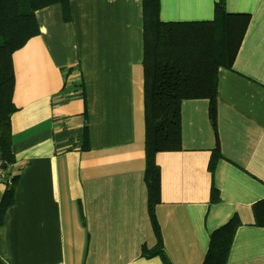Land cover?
I'll return each instance as SVG.
<instances>
[{
  "label": "crops",
  "instance_id": "obj_1",
  "mask_svg": "<svg viewBox=\"0 0 264 264\" xmlns=\"http://www.w3.org/2000/svg\"><path fill=\"white\" fill-rule=\"evenodd\" d=\"M218 0H160L166 23L212 21ZM250 15L216 98L182 103V149L160 151L158 249L145 180L143 0H70L36 12L39 34L13 54L17 180L0 220V264H200L231 221L226 264H264V0ZM88 134L85 138V131ZM0 182L1 198L12 186Z\"/></svg>",
  "mask_w": 264,
  "mask_h": 264
},
{
  "label": "trees",
  "instance_id": "obj_2",
  "mask_svg": "<svg viewBox=\"0 0 264 264\" xmlns=\"http://www.w3.org/2000/svg\"><path fill=\"white\" fill-rule=\"evenodd\" d=\"M61 4L66 21L71 19L70 0H0V152L5 167L15 162L12 151V115L17 110L13 95L16 84L13 54L30 38L39 34L36 12ZM144 7V106H145V180L149 212L163 244L155 208L160 203V167L156 154L182 149V103L191 99H210L217 138L210 161L214 171L221 157L217 129L216 98L221 67L232 68L250 15L230 14L226 0L215 3L212 21L166 23L160 20V0H143ZM87 130L84 137H87ZM17 177H13L15 183ZM15 185L7 187L0 204V220L12 204ZM256 223L264 226V200L254 206ZM235 232V221L216 230L209 250L200 264H226Z\"/></svg>",
  "mask_w": 264,
  "mask_h": 264
},
{
  "label": "built area",
  "instance_id": "obj_3",
  "mask_svg": "<svg viewBox=\"0 0 264 264\" xmlns=\"http://www.w3.org/2000/svg\"><path fill=\"white\" fill-rule=\"evenodd\" d=\"M0 182H6L9 185L13 184V179L9 173V169L5 167V162L0 152Z\"/></svg>",
  "mask_w": 264,
  "mask_h": 264
}]
</instances>
